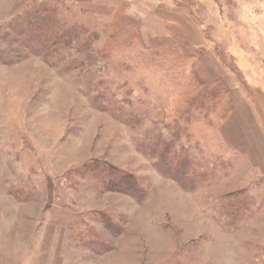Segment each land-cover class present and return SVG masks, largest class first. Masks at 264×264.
Returning <instances> with one entry per match:
<instances>
[{
	"label": "rangeland",
	"instance_id": "obj_1",
	"mask_svg": "<svg viewBox=\"0 0 264 264\" xmlns=\"http://www.w3.org/2000/svg\"><path fill=\"white\" fill-rule=\"evenodd\" d=\"M209 225L264 264V0H0V264H202Z\"/></svg>",
	"mask_w": 264,
	"mask_h": 264
},
{
	"label": "clouds",
	"instance_id": "obj_2",
	"mask_svg": "<svg viewBox=\"0 0 264 264\" xmlns=\"http://www.w3.org/2000/svg\"><path fill=\"white\" fill-rule=\"evenodd\" d=\"M201 241L202 264H241V242L238 237L218 225H209Z\"/></svg>",
	"mask_w": 264,
	"mask_h": 264
},
{
	"label": "trees",
	"instance_id": "obj_3",
	"mask_svg": "<svg viewBox=\"0 0 264 264\" xmlns=\"http://www.w3.org/2000/svg\"><path fill=\"white\" fill-rule=\"evenodd\" d=\"M85 169H87L93 175V179L96 181V183L97 180H100V178L105 180L103 184L108 190L116 189L120 191H128L138 189V187L136 188L135 184L130 182L128 178L130 174H124V171L118 170L109 163L98 161L85 166ZM123 177L125 178L123 179ZM119 184H122L123 187Z\"/></svg>",
	"mask_w": 264,
	"mask_h": 264
}]
</instances>
